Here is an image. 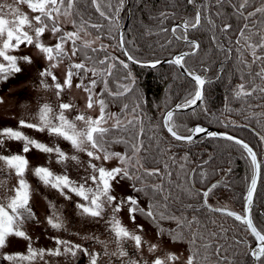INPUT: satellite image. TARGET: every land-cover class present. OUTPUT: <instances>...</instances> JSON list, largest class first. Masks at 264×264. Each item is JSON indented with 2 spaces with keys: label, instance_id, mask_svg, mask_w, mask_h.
<instances>
[{
  "label": "snow or ice",
  "instance_id": "snow-or-ice-1",
  "mask_svg": "<svg viewBox=\"0 0 264 264\" xmlns=\"http://www.w3.org/2000/svg\"><path fill=\"white\" fill-rule=\"evenodd\" d=\"M127 3L128 0L0 2V81L20 73V62L32 63L29 55L10 53L18 52L22 45L34 46L50 62L40 71L44 89L54 86L60 99L63 91L73 86L75 78L79 81L75 87L86 93V108L99 109L96 117L80 112L69 119L66 113L77 105L61 102L57 108L44 103L34 114L35 123L21 119L17 129H0V148L7 141L21 144L20 152L0 154V173L6 174L0 180V188L10 193L0 198V264H35L37 259L48 264L45 256L75 257L77 252L87 256L90 264H98L101 256L59 237L53 238L56 245L53 249L33 246L27 226L39 221L31 204L33 188L26 179L30 169L27 154L35 150L49 160L55 157L57 164L82 162L78 155L67 154L58 144L49 145L26 135L20 130L24 128L66 141L75 152L88 157L87 174L79 181L66 173H55L48 166H36L31 172L41 185L57 191L65 199L78 197L81 202L75 207L81 215L104 220L117 247V251L108 253L104 242V255L117 256L122 264H149L139 255L142 247L147 246L151 253L157 251V244H148L138 234L143 233V225H136L137 230L132 231L122 224L117 214L127 207L133 223L137 215L143 216L156 227L158 237L167 236L173 243H186L188 255L184 264H243L244 256L264 264V228L258 230L250 216L261 170L257 154L244 141L223 136L239 145L251 160L253 174L245 197L246 214L239 215L226 207L210 209L243 224L246 233L255 238L254 244L248 245L242 238L229 236L231 228L203 211L210 207L208 199L217 188L210 177L218 170L211 166V156H193L187 146L196 144L201 134L213 138L217 134L201 125L189 127L181 119L183 113L204 100L205 86L211 79L207 73L213 62L219 65L216 79L228 75L238 80L231 87L230 99L239 103L242 114L264 117V0H137L141 12L147 10L150 20L148 25L141 24L140 35L157 37L160 49L169 52L168 58L151 62L134 54L138 51L135 40H127L121 31V13ZM21 5L26 7V12ZM67 24L71 27L66 28ZM46 32L51 33L55 43L46 44L41 40ZM202 36L207 38V48ZM149 47L153 48L151 44ZM197 56L201 58L190 66L189 59ZM65 60L69 62L67 71L64 80L59 82L52 69ZM162 63L182 70L176 78L186 75L194 85L180 103L159 106L163 110L156 118L144 110L131 66L156 68ZM49 77L52 85L46 82L45 78ZM110 105H117L119 111H109ZM256 108L260 112L249 111ZM109 121H112L111 127H106ZM113 145H122L124 151H111ZM111 160L118 161L117 166L106 168L95 163ZM13 175L17 183L9 188L7 180ZM122 181L128 182L133 194L118 198L113 193ZM141 196L146 198L144 207ZM106 206L111 208L110 217H105ZM49 207L55 209L56 205L49 201ZM165 221L175 227L166 231L161 227ZM47 225L57 231L64 229L63 219L56 211L47 217ZM12 238L27 242L26 253L6 251ZM83 238L99 242L95 235ZM129 240L134 242V253L124 245ZM179 259L178 254L168 252L165 258L155 257L151 264H166V261L176 264Z\"/></svg>",
  "mask_w": 264,
  "mask_h": 264
},
{
  "label": "trees",
  "instance_id": "trees-1",
  "mask_svg": "<svg viewBox=\"0 0 264 264\" xmlns=\"http://www.w3.org/2000/svg\"><path fill=\"white\" fill-rule=\"evenodd\" d=\"M127 9L130 10V17L124 35L129 41L135 40V47L138 48V51H135L134 54L146 62H151L157 58L161 60L168 58L169 52L160 49L157 37H142L140 35L142 31L141 24L148 25L150 20L147 16V10L141 12L137 0H128L126 9L121 13L123 17L121 25L125 22ZM201 38L204 47L207 48V38L203 36ZM104 42L107 43L108 41L105 40ZM113 43L115 42L113 41ZM149 44L155 50L150 48ZM128 47L133 48V45L129 44ZM178 47L179 45H177ZM121 58L123 59V57ZM200 58V56L190 58L189 65L195 64ZM205 58L207 59V57ZM77 62L79 61L77 60ZM218 67V63L213 62L211 70L207 73V77L211 79L210 82L206 83L204 100L194 109L183 113L181 119L189 127L203 125L234 134L254 149L261 164V170L251 216L253 223L258 226L259 230V228H264V117L248 116L247 113L242 114L239 103L230 99L231 87L238 83V80L234 77L230 78L228 75L216 79L215 73ZM131 68L136 78L137 94L142 97L144 110L150 117L158 118L160 116L163 110L159 107L161 105L172 107L180 103L183 96L194 85L184 75L176 78L180 70L167 63H162L156 68L140 65H132ZM225 68H228L227 64ZM229 108L233 111H227ZM109 111L118 112L119 107L110 105ZM249 111L258 113L260 109L256 108ZM106 127H111V125ZM161 135L166 134L161 133ZM196 140V144L187 146L192 155L204 158L211 156V166L218 170L216 175L210 177L211 183L218 182L216 183L217 188L208 199V204L215 208L229 207L231 210L242 213L244 197L253 174L251 160L247 152L234 142L217 136L214 138L203 136L196 138ZM115 148L119 149L120 152L124 151L122 145H113L110 150ZM229 168L230 171H228ZM140 198L144 202L146 201L145 197L141 196ZM203 211L212 219L217 220L218 223H223L225 227L231 228L232 232L228 234L229 236L234 235L237 238H242L248 245L254 244L253 236L246 233L245 226L235 221L234 218L222 215L219 212H213L209 208ZM161 227L167 231L174 228L175 225L165 221L161 223ZM240 250H243V245ZM242 261L243 264H254V260L250 256L242 257ZM257 264H260V262L257 261Z\"/></svg>",
  "mask_w": 264,
  "mask_h": 264
},
{
  "label": "rangeland",
  "instance_id": "rangeland-1",
  "mask_svg": "<svg viewBox=\"0 0 264 264\" xmlns=\"http://www.w3.org/2000/svg\"><path fill=\"white\" fill-rule=\"evenodd\" d=\"M0 2H3V0H0ZM21 8L23 11H27L25 6L21 5ZM70 27V24L66 25V28ZM41 40L46 44L55 43L51 37V33L48 32L45 33ZM10 54L18 56L29 55L32 58V63L29 64L20 62L19 66L22 68L20 73L10 76L6 81H0V98L3 99V103H0V129L6 127L17 129L18 123L21 119L35 123L34 114L44 103H50L57 108L61 102H70L77 105V108L66 113L69 119L74 118L75 115L80 112H86L92 117H96L99 114L98 108H93L92 110H88L86 108V93L82 89H77L75 87L76 83L79 82L75 78L73 79V86L71 88H66L61 94L60 99H57L54 86L47 90L41 86L40 71L47 68L50 62L47 61L34 46L26 47L22 45L18 52ZM68 63V60H65L63 63L59 64L58 67L52 69L59 82H62L65 78ZM45 79L49 85H52L50 77ZM85 83H87V81H85ZM111 124L112 121H109L108 125ZM80 126L82 127L83 125L81 124ZM20 130L40 142L49 145L58 144L67 154L78 155L80 161L82 162L81 164H77L74 161H68L66 164H57L55 157L49 160L46 155L41 154L38 151L33 150L27 154V158L30 161V169L26 174V179L33 188L31 204L39 221L38 223L31 222V224L27 226L29 233L33 238V246L35 248L53 249L56 247L54 244V237H59L61 239L69 240L82 245L84 240L80 237V235H82L83 232H88L89 235L96 234L100 241H106L110 244L107 246L109 253L117 251V247L115 243L112 242L104 220H100L98 218L93 219L91 217L81 215L80 211L75 207L76 203L81 202L78 197L73 195L71 200L65 199L57 191L45 188L41 185L38 179L32 175L31 172V169L36 166H48L55 173H66L71 179L79 181L82 176L87 174L85 172V168L87 166L88 157L82 152H75L68 142L49 137L47 133H39L27 128ZM20 150L21 144L19 142L7 141L4 148H0V154L8 155L9 153L20 152ZM111 151L120 152V150L116 148ZM95 163L98 165L103 164L106 168H112L117 166L118 161L111 160L107 163H104L103 161H95ZM5 175L6 174L0 173V180H2ZM16 183L17 180L13 175L11 179L7 180V187L11 188ZM113 194L117 195L119 198L120 196L131 195L133 193L128 187V182L122 181L120 185L115 186ZM7 195H10V193L6 192L4 188H0V198ZM49 201H52L56 205L55 209H50ZM141 206H145L144 200H141ZM52 211L58 212L62 217L64 229L57 231L47 225V217ZM117 215L122 224L129 230L136 231V225H143V233L138 234H141L143 239L147 241L148 244L158 245L157 251L154 253L144 249L147 254L146 257L143 255L142 251L139 253L140 256L149 262V264H151V261L155 257L165 258V254L168 252L176 253L180 256V259L176 262V264H184L188 255L186 243H173L167 236L158 237L156 227L140 215L136 216V221L133 223L129 218L127 207L122 209V211ZM110 216L111 208L106 206L105 217ZM124 245L130 253L135 252L134 246H128L125 242ZM26 247V241L18 238H12L6 251L9 253H26ZM80 253L81 252H77L78 255L76 259L79 257ZM81 258L85 259L81 260L79 262L80 264H90L87 256L84 255L79 257V259ZM73 259L74 257L70 255L44 257V260L47 261L48 264H73L71 262ZM117 263L122 264L121 258L117 257ZM35 264H44V261L37 259ZM98 264L105 263L98 262Z\"/></svg>",
  "mask_w": 264,
  "mask_h": 264
},
{
  "label": "flooded vegetation",
  "instance_id": "flooded-vegetation-1",
  "mask_svg": "<svg viewBox=\"0 0 264 264\" xmlns=\"http://www.w3.org/2000/svg\"><path fill=\"white\" fill-rule=\"evenodd\" d=\"M140 200H142L140 198ZM31 224V223H30ZM87 236H92V235H89L88 232H83L82 235H80L81 238L83 237H87ZM96 236V234H95ZM97 237V236H96ZM84 243L82 244L85 248H88L91 252H96V253H101V256L98 260V262L100 263H105V264H118L117 263V256H109V255H104V251H105V248H104V242L106 241H100L97 242V241H93V240H88V239H84ZM107 243V242H106ZM134 242L132 241H125V244H127L128 246H134L133 244ZM110 244L107 243V246H109ZM148 250V248L146 246L142 247L141 251L143 253V255L146 257L147 254L145 252V250ZM107 252L109 253V250L107 248ZM78 255V254H77ZM77 255L74 257V259L71 261L73 264H80L79 262L81 260H84L85 258H81L79 259V257L81 256H84V254L81 252L79 254V257L76 259ZM79 259V260H78Z\"/></svg>",
  "mask_w": 264,
  "mask_h": 264
},
{
  "label": "water",
  "instance_id": "water-1",
  "mask_svg": "<svg viewBox=\"0 0 264 264\" xmlns=\"http://www.w3.org/2000/svg\"><path fill=\"white\" fill-rule=\"evenodd\" d=\"M129 17H130V10L129 9H127V16H126V19H125V22L122 24V27H121V31L124 33L125 32V29H126V27H127V24H128V21H129ZM180 70V69H179ZM182 70H180V72H181ZM185 77H187L186 75H184ZM188 79H190L191 80V78L190 77H187ZM192 81V80H191ZM193 83H194V81H192ZM202 102V101H201ZM201 102H198L197 103V105L195 106V107H197ZM194 107V108H195ZM194 108H190V109H188L187 111H190V110H192V109H194ZM195 126V125H194ZM201 126H203V125H201ZM203 127H205V128H207L208 130H209V132H214V133H216L217 134V137H220V138H223V136H225V135H230V136H233L234 138H236V139H239V140H242V141H244L242 138H240V137H238V136H236V135H234V134H231V133H228V132H225V131H222V130H218V129H214V128H211V127H208V126H203ZM203 136H206V135H203V134H201L200 136H198V137H203ZM197 137V138H198ZM245 143H247L246 141H244ZM248 144V143H247ZM249 145V144H248ZM249 147H251L250 145H249ZM252 148V147H251ZM252 150L254 151V149L252 148ZM255 152V151H254ZM257 160H258V157H257ZM258 162H259V160H258ZM259 180H260V174H259V176H258V178H257V187H258V184H259ZM218 181H214V182H212V183H217ZM250 186V185H249ZM256 190H257V188H256ZM255 194H256V191H255V193H254V195H253V203H252V205H251V212H250V216H251V213H252V208H253V204H254V198H255ZM246 195H247V192H246ZM246 195H245V197H246ZM245 197H244V201H243V212L242 213H239V212H237V211H234V210H231V209H228V210H230V211H233V212H235V213H237V214H239V215H245L246 214V208H247V203H246V200H245ZM210 206V205H209ZM211 208H215V207H212V206H210L209 207V209H211ZM251 218H252V216H251ZM254 238V237H253ZM254 240H255V238H254ZM253 260H254V258H253ZM254 264H257V261H255L254 260Z\"/></svg>",
  "mask_w": 264,
  "mask_h": 264
}]
</instances>
